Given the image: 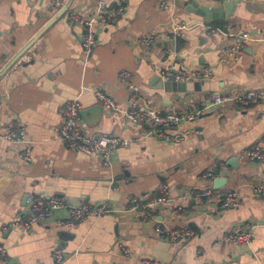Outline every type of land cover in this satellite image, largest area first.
I'll return each instance as SVG.
<instances>
[{"label":"crops","instance_id":"obj_1","mask_svg":"<svg viewBox=\"0 0 264 264\" xmlns=\"http://www.w3.org/2000/svg\"><path fill=\"white\" fill-rule=\"evenodd\" d=\"M231 1L226 12L221 0H107V8L123 10L95 22L96 44L87 53L83 27L70 24L67 16L71 11L92 16L97 0H67L61 6L50 0H0V133L24 131L13 140L0 138V244L6 250L0 264H55L58 248L66 255L61 264H142L143 259L264 264V196L255 190L264 185V160L245 156L253 145L264 147V101L244 107L213 103L217 95L264 88V0ZM177 23L188 27L180 42L174 40ZM152 30L155 41L140 44L138 38ZM240 31L251 39L233 59L226 49ZM200 66L212 75L184 82L162 75L169 67L191 71ZM122 71L128 72L124 78ZM96 89L119 106L133 95L162 115L192 114L194 119L178 129L199 132L179 142L164 141L146 124L104 108L92 110L101 105ZM73 98L91 111L80 115L87 132L129 141L110 165L59 137L64 105ZM230 157H236V167L227 164ZM208 171L215 178H205ZM218 177L226 179L221 188L214 185ZM162 183L168 185V197L154 207V218L130 209L132 198L151 200ZM205 188L212 190L211 198L186 197ZM231 190L238 206L221 207ZM30 194L73 204L105 203L111 211L71 227L37 222L25 232L11 223L26 215ZM158 223L187 226L193 235L170 241L157 233ZM234 230L250 231V242L228 241Z\"/></svg>","mask_w":264,"mask_h":264},{"label":"built area","instance_id":"obj_2","mask_svg":"<svg viewBox=\"0 0 264 264\" xmlns=\"http://www.w3.org/2000/svg\"><path fill=\"white\" fill-rule=\"evenodd\" d=\"M67 0H50V3L55 6L63 5ZM228 1V0H221ZM96 10L92 16L86 17L78 12H69L67 19L70 24H79L83 27L84 34L82 38L83 47L87 53L96 44V29L95 22L100 20L106 22L114 16L120 14L123 10L122 6L107 8V0H97ZM167 3L161 2V6L165 7ZM187 26L183 23H177L173 27V31L177 35H181L187 30ZM157 36V31L152 30L150 33L145 34L138 38V42L144 46L151 45ZM251 39L250 34L247 31H240L233 34V41L227 47V52L233 59H237L245 47L247 41ZM128 72L122 71L121 77H126ZM162 75L167 80L175 81H190L199 80L212 75L210 68L206 66L197 67L191 71L185 69H174L172 67L167 68L162 72ZM130 88L132 86L130 85ZM96 97L101 102L103 108L109 112H116L133 124L148 125V132L155 137H158L168 142H179L184 140L191 134L199 132L194 127L184 128L179 130L178 125L181 122L194 119V115H178L175 113H168L165 115L160 114L158 111L140 102L135 96H130L125 106L117 105L116 101L107 93L96 89L94 90ZM264 101V88L263 89H245L235 93H226L223 95H217L213 103H235L240 106H248L250 104ZM81 104L77 98L69 99L66 101L63 108V120L58 130V135L70 148L81 151L89 155H97L102 160L105 166L111 164L112 155L119 147H124L129 144V141L118 135L107 133H95L87 132L84 129V125L80 117ZM203 111L199 110L197 114H202ZM24 131L22 129L15 130L7 128L3 133H0L1 139L13 140L15 138L22 137ZM22 155L28 159L26 152ZM245 156L249 160L262 161L264 160V147L261 145H253L245 152ZM221 168H226L225 164H221ZM205 178L213 179L215 174L212 171H208L203 175ZM168 185L160 184L158 186V195L151 200L141 202L137 198L130 200V209H140L145 212V216L148 218H154V207L164 203L168 197ZM255 190L264 196V185H258ZM212 196L211 189H200L195 191H189L186 197L194 200L208 199ZM239 201L234 190L228 191L225 198L221 203V207H235L238 206ZM178 210H182V206L177 207ZM64 211L65 215H62ZM111 209L105 203L90 205L87 202H80L77 204L67 203L61 197L46 196L41 194H30L28 196V210L24 217L18 218L11 223L21 231L29 232L33 229L37 222H46L54 220L58 226L71 227L75 223L83 221L88 217H100L106 213H109ZM156 231L162 237L167 238L170 241L186 240L193 235L192 229L187 226L175 227V228H163L159 223L156 225ZM252 234L248 230H234L228 233L227 240L234 244H248L251 240ZM128 252L127 250H125ZM6 250L0 244V260L5 258ZM66 257L65 251L62 248H58L53 253V260L55 264H61ZM142 264H156L155 261L143 259Z\"/></svg>","mask_w":264,"mask_h":264},{"label":"water","instance_id":"obj_3","mask_svg":"<svg viewBox=\"0 0 264 264\" xmlns=\"http://www.w3.org/2000/svg\"><path fill=\"white\" fill-rule=\"evenodd\" d=\"M69 5H70V2L68 3V5H67L64 9L66 10V8H67ZM222 6H223V8L225 9V11L227 12L228 9H229V7L232 6V1H231V0H229V1H225V2H223ZM174 40H175L176 42H180V41H182L183 39H182V37H181L180 35H175ZM102 108H103L102 105H96L95 107H94V106L92 107V110H95V109H100V110H102ZM88 110H89V109H81V110H80V115H81L82 117H84L85 115H86V116L89 115V114L91 113V111H88ZM227 164L230 165V166L236 167V157H230V158L228 159V161H227ZM224 180H226L225 177H218L217 179H215V180H214V185H215V187H216V188H221L222 185L224 184V183H223Z\"/></svg>","mask_w":264,"mask_h":264}]
</instances>
